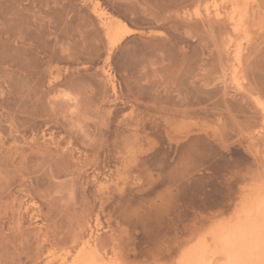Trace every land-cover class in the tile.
<instances>
[{
    "label": "rangeland",
    "instance_id": "rangeland-1",
    "mask_svg": "<svg viewBox=\"0 0 264 264\" xmlns=\"http://www.w3.org/2000/svg\"><path fill=\"white\" fill-rule=\"evenodd\" d=\"M262 189L264 0H0V264H179Z\"/></svg>",
    "mask_w": 264,
    "mask_h": 264
},
{
    "label": "bare ground",
    "instance_id": "bare-ground-1",
    "mask_svg": "<svg viewBox=\"0 0 264 264\" xmlns=\"http://www.w3.org/2000/svg\"><path fill=\"white\" fill-rule=\"evenodd\" d=\"M241 12L231 14L240 20L245 15ZM242 205L236 217L209 231L184 251L179 264H264V189L253 192ZM97 252L93 248L74 264H125L119 259L108 260Z\"/></svg>",
    "mask_w": 264,
    "mask_h": 264
}]
</instances>
